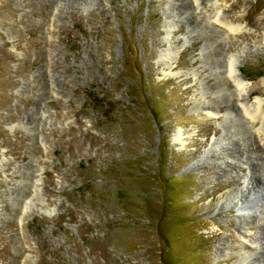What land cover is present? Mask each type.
Listing matches in <instances>:
<instances>
[{"label": "rangeland", "instance_id": "374dc122", "mask_svg": "<svg viewBox=\"0 0 264 264\" xmlns=\"http://www.w3.org/2000/svg\"><path fill=\"white\" fill-rule=\"evenodd\" d=\"M263 182L264 0H0V264H264Z\"/></svg>", "mask_w": 264, "mask_h": 264}, {"label": "bare ground", "instance_id": "6f19581e", "mask_svg": "<svg viewBox=\"0 0 264 264\" xmlns=\"http://www.w3.org/2000/svg\"><path fill=\"white\" fill-rule=\"evenodd\" d=\"M246 145H247L248 149L251 147V145H248L247 143H246ZM234 147H235V153H239V147H236V145H234ZM246 156H248L247 153H246ZM252 170H253V172L255 171V173H257V171H258V169L256 167H253ZM257 176L258 175H256V176L254 175V177L251 178L254 183H257V182L259 183L261 181V179L258 178ZM238 183H239V181H238ZM262 186L264 187V182H263ZM259 187H261V186H259Z\"/></svg>", "mask_w": 264, "mask_h": 264}]
</instances>
